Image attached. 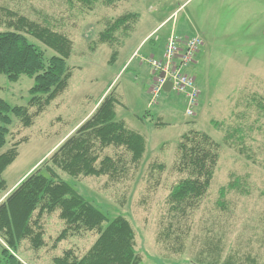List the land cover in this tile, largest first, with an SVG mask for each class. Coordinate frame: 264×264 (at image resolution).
Returning a JSON list of instances; mask_svg holds the SVG:
<instances>
[{
	"label": "rangeland",
	"instance_id": "obj_1",
	"mask_svg": "<svg viewBox=\"0 0 264 264\" xmlns=\"http://www.w3.org/2000/svg\"><path fill=\"white\" fill-rule=\"evenodd\" d=\"M102 1L97 0L94 9L88 10L70 0H0V32L6 30L2 11L10 10L51 25L73 43L66 91L34 117L29 128L12 117L7 144L0 154L17 142L25 143L3 174L8 190L39 168L92 115L102 97L114 90L124 106L116 107L117 118L146 138L144 157L139 165L131 166L128 154L107 148L101 156L121 155L127 162L128 171L117 180L104 176L73 179L58 172L62 180L109 221L122 216L130 222L140 264H264V0H191V36L202 40L191 67L199 91L191 116L186 113L184 98L174 92L170 93L174 105L163 106L171 110L160 112L166 93L159 88L154 98L156 72L141 60L162 54L167 40L175 35L163 34L174 22L178 21L179 30H187L190 7L179 9L186 0H126L115 7ZM128 11L138 13L139 22L119 49L117 60L108 64L111 49L98 43V34L105 19ZM174 12L170 24L154 33L151 41L149 37L142 53L131 58L135 65L117 76L129 57L127 50ZM180 37L188 38L186 34ZM31 86L32 80L25 76L16 83L0 76V99L11 106H26ZM29 111L34 114L35 109ZM158 118L165 126H154ZM191 128L207 133L219 145V161L198 208L183 219L171 218L167 197L183 178L173 168L175 145ZM231 128L241 133L226 142ZM233 181L239 188L229 191L220 206V189ZM58 214L41 219L44 247L33 250L28 240L21 243L17 256L23 263L52 264L69 250L81 258L93 245L97 234L80 232L54 246L65 228ZM3 245L0 241V252Z\"/></svg>",
	"mask_w": 264,
	"mask_h": 264
},
{
	"label": "trees",
	"instance_id": "obj_2",
	"mask_svg": "<svg viewBox=\"0 0 264 264\" xmlns=\"http://www.w3.org/2000/svg\"><path fill=\"white\" fill-rule=\"evenodd\" d=\"M124 1L103 0L102 3L115 7ZM70 3L93 10L97 0H70ZM2 12L6 30L0 32V76L11 83L25 76L32 80V86L28 90L30 99L26 106H11L0 99V150L7 144L12 117L24 128H29L33 118L42 114L66 91L71 79L67 61L73 52L72 41L51 25L31 21L10 10ZM139 19L138 13L128 11L103 21L98 43L111 49L108 64L117 60L119 49L134 32ZM47 51L51 54L48 55ZM117 106L124 107L115 91L105 94L92 115L11 191L3 174L15 162L18 147L25 142H17L0 154V241L4 244L0 264H25L17 256L25 240L33 250L44 247L41 219L55 212L59 213L65 228L55 239L54 246L80 232H95L97 238L81 258L69 250L61 257H55L52 264L141 263L130 222L122 216L109 221L58 174L61 172L73 179L104 176L117 180L128 171L127 162L121 155L115 158L101 156L107 148L124 151L130 157L128 164L139 165L146 153V138L117 118ZM30 109H35L34 114ZM211 122L213 126H219L217 122ZM154 126L161 128L165 124L158 118ZM231 129L225 137L226 142L233 139L235 133H241ZM227 145L232 146V143ZM175 148L173 168L183 178L171 187L167 212L171 218L183 219L198 208L210 189L219 161V145L207 133L191 128L181 134ZM156 167L161 169L163 166H152V169ZM237 187L238 182L233 181L220 189V206H223L222 199L226 194Z\"/></svg>",
	"mask_w": 264,
	"mask_h": 264
},
{
	"label": "built area",
	"instance_id": "obj_3",
	"mask_svg": "<svg viewBox=\"0 0 264 264\" xmlns=\"http://www.w3.org/2000/svg\"><path fill=\"white\" fill-rule=\"evenodd\" d=\"M201 44L202 40L199 36H190L185 39L179 35H171L160 56L141 58L156 72L157 87L154 93L152 91L154 98L163 85L169 82L170 90L184 98L186 113L189 116L193 115L199 91L195 79L188 70L194 64ZM160 74H163V77Z\"/></svg>",
	"mask_w": 264,
	"mask_h": 264
},
{
	"label": "crops",
	"instance_id": "obj_4",
	"mask_svg": "<svg viewBox=\"0 0 264 264\" xmlns=\"http://www.w3.org/2000/svg\"><path fill=\"white\" fill-rule=\"evenodd\" d=\"M186 2V3H185ZM184 2V4L183 5H181L180 7H179V9H181V8H183L184 6H186V7H190L189 8V11H188V25H187V30L184 32L183 30V28H181V30H179V24H178V21L175 23H173V24H171V27L170 28H167V30H166V32L163 34V35H165V34H168L169 32H172V34H177V35H187L188 37H190L191 36V0H186ZM175 14V12L174 13H172L171 15H169L168 17H165L164 19H162V20H159L158 22H157V24L155 25V28L150 32V33H148L147 35H146V37H144L143 39H142V41L140 42V43H138L136 46H133V47H131L130 49H128L127 50V53L129 54V57L127 58V60L124 62V64L122 65V67H121V69H120V71H119V74L117 75V76H119L120 74H121V72L123 71L124 73L126 72V71H128L129 69H130V67L132 66V65H135V64H133V62H134V60L133 61H131V58L134 56V55H138L139 54V52L140 53H142V51L143 50H141L142 48H143V46L145 45V44H147V41H148V39H149V37H150V41L152 40V36H154L153 34L155 33V34H157V33H159L158 31L159 30H161V29H163L164 27H167V25H169L170 24V21H169V19L171 18V16L172 15H174ZM159 39V38H158ZM125 45V44H124ZM124 45H123V47L122 48H124ZM121 48V49H122ZM134 58V57H133ZM142 58V57H141ZM189 74H191V75H193L194 76V74H192L191 73V68L189 69ZM153 76H154V78H153V82H154V80L156 79V75L155 74H153ZM194 78L196 79V77L194 76ZM113 82H114V80H113ZM196 82H197V79H196ZM110 86L111 85H108V88H107V90L110 88ZM151 86V85H150ZM150 86H149V88H150ZM149 88L148 87H146V94H148V90H149ZM165 93H166V97L164 98L165 100H164V102H163V104H162V106H161V108H160V112H164L165 113V111L164 110H171L168 106V104H171V105H174V101H172V97L170 96L171 94V91H164ZM182 101H183V104H185V102H184V100L182 99ZM168 103V104H167ZM165 105H168L167 106V108H165V109H163V106H165ZM166 107V106H165ZM21 180V179H20ZM20 180L11 188V189H9L10 191L11 190H13L17 185H18V183L20 182Z\"/></svg>",
	"mask_w": 264,
	"mask_h": 264
},
{
	"label": "water",
	"instance_id": "obj_5",
	"mask_svg": "<svg viewBox=\"0 0 264 264\" xmlns=\"http://www.w3.org/2000/svg\"><path fill=\"white\" fill-rule=\"evenodd\" d=\"M161 77H163V74H160ZM163 90L164 91H170V83L169 82H166L164 85H163Z\"/></svg>",
	"mask_w": 264,
	"mask_h": 264
}]
</instances>
